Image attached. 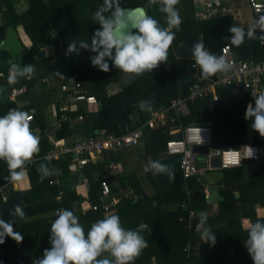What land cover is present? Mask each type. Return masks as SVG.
Listing matches in <instances>:
<instances>
[{"label":"trees","instance_id":"16d2710c","mask_svg":"<svg viewBox=\"0 0 264 264\" xmlns=\"http://www.w3.org/2000/svg\"><path fill=\"white\" fill-rule=\"evenodd\" d=\"M147 1L145 0L143 5L132 7H145L148 15L157 19L160 25L166 28V15L163 17L156 15V12H160V5L157 3L156 5L149 6ZM101 3L100 0H26L23 4L17 5L14 0H3L0 2V11L4 10L3 16L6 24L0 26V40L5 37L8 27L17 28L22 26L32 41L31 47L24 50L22 67L28 64L39 63L35 60L36 53L41 48H48L50 55L41 64V68L43 69L40 71V75L44 77L50 71H54L52 63L54 59H56L63 71L67 72L68 67L72 68L73 71L67 74H72L74 71L78 72L80 75L79 82L85 84L88 89V91L85 89L84 92L88 96L97 97L102 104L103 118L99 121L98 127L101 130L114 131L116 134L123 135L125 133L119 130L117 117L123 115L128 119L131 114L136 112L134 103L138 102V99L132 88L129 87L115 96H107L106 88L108 82L116 77V70L112 66L111 61H108L111 71L103 72L97 67L92 66L90 57L95 55V53L89 50L80 49L78 54L72 53L66 56L68 44L76 42L79 47L80 41L91 42L94 32L100 28V25L94 21L93 16L101 6ZM184 20L182 18L179 31L172 28V31L175 32L173 45H178L181 41L187 39L188 31L185 24L188 21L186 19L184 22ZM91 26L92 29H90ZM50 28H54L55 32H58L57 37H53L49 33ZM0 62L4 64L1 66V69L9 71L10 66H7V62L5 60H0ZM21 81L22 83H26V78H21ZM34 81L35 79L27 83L29 87L28 98L35 99L36 103H38L37 122L45 130L52 127L56 121H59L62 104L61 101L58 102L57 97V102L54 105L57 111V118L54 123L50 121L46 122V117L43 118L45 116L44 106H48L54 95L51 92L49 96L43 97L44 93H37V85ZM87 81L88 84H86ZM228 90H231V88ZM80 104H78V107L83 103ZM14 107V103L10 101L0 103V114L5 115ZM253 107H255V102ZM80 114V107L78 112H67V115L72 120L76 119ZM70 124V121L63 122V129L58 133L59 141L64 140L65 144L73 143V141L68 142L69 138L67 137L72 134ZM227 126H230L233 130H230ZM227 126H222L221 130H215L213 138L214 147H218L219 145L218 136L216 135V131H219L221 133L219 135L221 141L227 145L250 144L264 148V137H261L258 132L248 127L247 121L241 119L238 122H233L232 125L227 124ZM43 145L45 151L50 148V142L47 139H45ZM114 163L117 164L116 162ZM41 164L46 163L39 162V164H35L30 169L31 189L23 192V202L19 206L23 210L24 216L18 218V215L13 214L14 219L18 223L15 231L19 232L24 239L22 242H15L12 248L2 246L0 250V264H35L36 254L30 252V248L42 244L44 247L45 238L47 235H50L51 224L56 218V210L63 208L73 211L74 202L82 200L85 196H89L93 202H97L102 179L96 182L91 180L92 191L90 194L80 191L81 178L70 174L68 167L70 164L69 156L55 162L54 168L51 169L53 172L57 169L60 172L57 175L60 180L58 185L51 186L49 184L54 174L41 181L40 173L37 171ZM7 171L8 166L6 162L0 160V176L4 178V183L7 182L6 177H4ZM173 171L176 175L175 179L170 180L169 177L165 179L176 184L177 189H179L184 179L177 162L174 164ZM91 172V170H86V174L88 175ZM225 173V187L222 189V195L225 199L220 203L218 211L215 213L211 211V205L207 203L204 189L200 186V183L198 182L197 186H192L190 183L198 178L194 177L188 181L194 193L192 201H199L201 203L197 208L195 207V215L187 230L180 223H177V226L173 225L172 229L177 234V238L173 241L159 242V240L153 237V246L155 248L162 250V252L167 251L168 253L170 251L175 258L182 260V264H211L212 262L215 264H254L244 244L248 238V230L243 227L242 219H249L251 223H254L257 219L264 220V218H258L255 212L256 205H261L264 208V159L253 163H243L240 167L226 170ZM159 178L163 180L164 175ZM236 192H240L239 198H236ZM61 193V199L58 200L57 198ZM12 194L13 192L10 195L12 196ZM166 194L164 202H166V198L169 202H178L183 198L180 194H173L171 191H167ZM196 197H199V200H196ZM122 203L126 209L124 215L129 218H132L134 215L138 216L136 209H133L135 207L133 204L130 202ZM2 204L3 201L0 196V215ZM159 207H161V204ZM201 212L207 213L206 226H210L216 235L214 246L209 242L202 244L198 248V241L202 239L200 233L195 231V226L199 223V214ZM74 214L79 217V221L84 226L85 232L89 230L92 223L104 217L99 212H87L85 215L82 213ZM190 240L189 258H187L188 254L184 253L183 249ZM217 250L220 252L216 256H213L212 254L218 252ZM39 257L41 258V256Z\"/></svg>","mask_w":264,"mask_h":264},{"label":"crops","instance_id":"0c3cea01","mask_svg":"<svg viewBox=\"0 0 264 264\" xmlns=\"http://www.w3.org/2000/svg\"><path fill=\"white\" fill-rule=\"evenodd\" d=\"M1 1L3 0H0V2ZM186 3L187 9L183 12H185L187 15L182 14L180 16L185 20L187 19L188 21V23L185 24L187 27L188 36L186 40L181 41L178 45H171V50H169L166 64L161 63L159 67L152 70L151 72H146L143 76L136 79L132 84L127 87H124L121 81L122 75L124 73H122L119 69L115 68L116 77L115 79H111V81L108 82L106 88L107 96H115L129 87L132 88L135 96L138 99V102L134 103V109L136 110V112L134 114H131L128 119L125 118L123 115H119L123 116L126 119L125 131L121 130L120 124L118 122L117 123L119 130L124 132L125 134L139 131L142 134L140 144L137 146H125L113 150L112 152H105L100 156H97L94 160H92L88 166L84 167L81 170V173L73 174L81 178V185L79 186V190L82 192L85 191L86 194H90L92 191L91 180H94L96 182L99 179H102V177H105V179L109 182L112 193L117 198H120L123 192H133L137 196L136 200H132L126 198L124 195L123 198H121L116 209L113 210V212L111 213L116 214L120 217L122 225L126 229L135 230L138 228L141 222H144L149 226L148 230H145L141 233L148 242V247H146L141 253V255L135 259L134 264H182V260L175 258L170 251L167 253V251L162 252V250L155 248L153 246V237L159 240V242L175 240L177 238V234L173 231L172 226H177V223H180L183 225V228L187 230L190 213H195V207L197 208L201 203L199 201L193 202L189 199L188 193L190 191L192 193V196H194L189 182L183 180L181 188L177 189L176 184H173L171 181H167L165 179L166 177H168L167 174L154 175L153 170L149 167V161L158 160L161 163L167 165L169 164L172 170L174 169L175 162H177L180 169L181 157L168 155L166 153V143L169 140L183 139V137L185 136V130L189 126L204 124L211 125L215 133V130H221L220 128L222 126H227V124L232 125L233 122H238L241 119L247 121L248 127H250V123L252 121V119H245V112L247 105L249 103L254 104L255 101H252L251 99L247 98L242 99L240 96L236 95L235 90H240L239 88L231 90H228L229 88H223L221 90H217L216 96L218 97L217 99L220 100V102L216 105L210 104L216 101H213L212 98H208L205 99L207 102H204L203 99H197L194 102L190 101L188 103L187 114H183L181 112L176 111L175 109H172V102L174 100L178 98H187L189 96L191 85L195 80L202 82L207 81L208 83L214 84L216 81H220L219 79H222L225 75H227V73H218L215 76L209 77L208 79H202L201 70L199 66L196 65V62L192 57L191 45L202 39L206 48L212 54L219 56L221 49L225 45H230V40L228 38L232 35L229 32V28L231 26L237 24L243 26L245 30H247L248 25L256 20L254 13L251 10L247 0H231L230 2L222 0L220 3L216 2L213 6V16H203L201 14L203 12V9L197 7L196 0H186ZM3 13L4 10L0 11V26L6 24V20L3 16ZM156 15L163 17L166 14L160 11L156 12ZM167 27L168 25L166 26V28ZM15 29L17 31L18 38L24 45V50L30 48L32 45V41L29 35L24 31L23 28H21V26ZM90 29H92V26L90 27ZM6 33L5 37L1 39L0 42L6 38ZM184 44H186V50H188L189 54V56L187 57L180 54L179 48ZM230 46L232 48L233 56L236 58L237 61H249L253 64L264 62V45L261 44V42L257 38H255L254 40H249L247 37H245L244 43H242L239 47L233 45ZM251 46L253 47L252 50L250 48ZM24 50L22 52V56ZM48 57L49 56H47L46 54L45 59L41 61H37L35 59L37 62H39L32 64L35 68L34 74L36 75V77L41 79L43 78L40 75V71H42L43 69L41 68V64ZM11 59L12 57L8 50H0V60H5L7 62V66H11V64H17L22 67L24 60L20 63H17V61L10 62ZM52 63L54 66V71H50L48 75L52 76V73L59 71L62 75H65V77L63 78V81L59 80V82H52L51 88H49L50 84H46L48 88L37 89V93H44L45 97L49 96L51 92L53 93L54 98L50 101L48 105H50L51 111L54 113V105L57 102L58 89L61 83L67 81L70 76L74 75H76L79 79L80 75L78 72L75 71L72 72V74H67L68 72L73 71L72 68L68 67L67 72L63 71L58 65L56 59H54ZM3 65L4 64L0 62V85L6 86L9 85L7 79L9 71L2 70L1 66ZM185 76H192L194 79L193 82L186 84L180 83V79ZM18 79V83H22L21 78ZM145 83L146 86L143 87ZM86 84H88V81ZM84 87V89L88 91L85 84ZM141 89L142 97L138 92ZM34 92H36V90H34ZM28 93L29 87L27 84V93L20 97L17 102H14V108H19V104L21 103L20 105L22 106V110L27 111L28 113H34L37 122L38 103H36L35 99H29ZM142 101L151 103L150 105H146L145 109H141L139 107V104ZM147 106H150V111L147 110ZM79 107L81 111L80 115H83L86 118L92 112H100L103 115L102 104L98 100V98L96 104L88 105L85 103ZM91 107H95V109H91ZM161 110L165 111L166 113L164 117L157 122V127L155 129H150L149 127H147L146 123L150 119L151 112ZM46 113L49 116L47 109ZM3 115L4 114H0V116ZM45 117L47 118L46 115ZM101 119H98L95 126V128L100 130L98 135L121 136L119 134H116L114 131H109L105 129L101 130L98 127V123ZM227 127L230 130H233L230 126ZM70 130L72 134L70 136H67L69 138L68 142H74L75 137L83 140L91 136V133L77 134L76 130ZM220 134L221 133L219 131H216L219 145L215 148H223L225 146L237 147V145H227L222 142L219 137ZM43 144L40 147V152L38 153L39 155H42L47 151H45ZM201 158H204V154L201 156ZM113 161L118 164L119 169L117 171L108 170L109 165L114 163ZM37 164H39V162ZM53 168L49 167V169ZM86 170H91V174H86ZM162 175H164L163 180L159 178ZM8 176L9 170L7 171L4 177L7 178ZM2 178L3 177H1L0 179V189H4L3 192L0 190V196L2 197V201L4 194L11 197V192L21 191L23 193L24 191H28L31 189L30 170L25 171L22 180L15 183L10 182L8 179L7 182L4 183V178L3 181ZM55 178H58L57 174L53 175V179ZM86 180L89 183V189H87L86 184L84 183ZM198 182L200 183V186L203 187L206 198L208 189L212 186L206 181L205 177L193 180L190 183L192 186H197L196 184ZM218 186L219 188L223 189L225 187V184L224 182H222L218 184ZM167 191H171L173 194H180L183 197L182 200L178 202H169L166 198V202H164L163 200L166 196ZM236 193L240 194V192ZM100 194L101 187L99 190L97 202L94 203H99L102 205L103 202L99 201ZM84 198H89V196H85ZM196 200H199V197H196ZM122 202H130L131 204H133L135 206L133 207V209H136L138 216L134 215L132 218H129L124 215L126 209L125 205ZM221 202L210 204L211 211L213 213L218 211ZM75 203L76 202H74L73 204V212L81 214L82 212L78 210L79 207H76ZM160 204L161 207H159ZM82 208L85 209L87 212H95L89 209V207L86 205H82ZM97 212L105 215L102 211ZM255 212L257 213L258 217L264 218V208L261 205L255 206ZM175 216H177L176 220ZM19 217L20 216L18 215V218ZM0 219H2V214L0 215ZM251 224L252 223L249 219H242V225L246 230H248ZM13 240L14 239H12L11 237H6L5 243L0 244V250L2 246H4L5 248H12L13 245H15L13 243ZM190 242L191 240L187 242L186 246L183 249V252L188 254L187 258H189V250L187 249L190 246ZM202 244L206 243L202 240L198 241V248ZM150 245L151 248L149 249ZM219 250H217L218 252L213 253L212 255L216 256L220 252ZM211 264L215 263L212 262Z\"/></svg>","mask_w":264,"mask_h":264},{"label":"clouds","instance_id":"9594fccd","mask_svg":"<svg viewBox=\"0 0 264 264\" xmlns=\"http://www.w3.org/2000/svg\"><path fill=\"white\" fill-rule=\"evenodd\" d=\"M149 6L160 5V11L166 14L168 27H162L159 21L148 15L145 7L125 8L121 0H103V4L94 13V21L100 25L91 42L80 41L68 44L66 56L79 53L80 49L89 50L95 55L90 57L93 67L103 72L111 71L108 61L122 73L139 76L151 72L161 63L167 62L169 50L175 40V32L180 30L182 18L177 5L180 0H148ZM257 29L264 41V14L259 15L247 30L241 25L234 24L229 28L232 34L228 39L230 45L239 47L245 41L256 38ZM191 53L196 65L199 66L202 79H208L218 73H226L232 69V64L224 55H214L205 46L202 39L191 45ZM35 72L33 65L20 67L11 64L8 74V84L19 82L18 78L31 79ZM61 78L63 75L54 73ZM151 102H141L139 107L145 109ZM147 110H151L147 106ZM245 119H252L251 129L264 137V92L255 97V107L249 103L245 112ZM33 117L17 108L10 109L0 116V160L6 162L10 182L22 180L26 165L34 161L35 155L40 152V137L31 127ZM153 174H167L170 180L175 179L171 167L160 161H149ZM147 170V169H146ZM37 171L40 179L53 174H60L59 170L49 169L41 164ZM15 215L24 216L23 210L17 206ZM199 223L195 231L200 233L203 242L216 243V235L207 225V213L199 214ZM149 226L141 222L137 229H126L116 214H105L91 224L85 232L79 217L68 209H58L56 218L51 224L49 243L51 247L45 249L43 256L35 264H134L148 242L141 234ZM11 237L22 242L24 237L14 231L10 222L0 219V244L5 238ZM254 264H264V220L257 219L248 228V238L244 242ZM107 254V255H105Z\"/></svg>","mask_w":264,"mask_h":264},{"label":"built area","instance_id":"2783aa9c","mask_svg":"<svg viewBox=\"0 0 264 264\" xmlns=\"http://www.w3.org/2000/svg\"><path fill=\"white\" fill-rule=\"evenodd\" d=\"M17 4H23L26 0H14ZM222 0H196L197 7L203 9L201 13L204 15L213 16L214 4L220 3ZM230 2L231 0H225ZM251 10L254 13L255 19L259 18V15L264 14V0H247ZM230 12V10H229ZM261 35L259 29H257V39L264 45V41L259 39ZM220 55H224L228 61L232 64V69L225 75L220 81H216L214 84L195 80L190 88V94L187 98H178L172 102V109L183 114L188 113V103L194 102L197 99L212 98L213 101H217V90L223 88L240 89L239 96L255 101V97L261 92H264V62L262 63H250L249 61H237L233 56L232 48L230 45H225L220 52ZM84 84L80 83L77 76H71L68 84H61L58 89V102L61 101L60 118L59 121L50 128L45 130L39 126L36 122V116L34 113L29 114L33 117L31 121V127L35 133L40 137V147L44 143L45 139L50 142V148L46 153L42 155H35L34 161L26 165L25 171H29L31 167L35 166L40 161L45 162L50 168L54 167L55 162L62 158L70 157L69 169L72 174L81 173V170L88 166L92 160L97 156L105 152H112L113 150L125 147V146H137L140 144L142 134L139 131L132 133H126L121 136L116 135H91L86 139H79L75 137L73 143H66L64 140L58 138V133L63 129V122L70 121V127L76 130L80 124L86 122L87 118L83 115H79L76 119H70L67 112H78V104L93 105L97 103V99L94 96H88L84 92ZM26 88L15 87L9 92V96L12 99H17L25 94ZM19 110H22V106L19 104ZM23 111V110H22ZM165 111H154L150 114V119L146 123V126L150 129L157 127V122L160 121ZM54 114L57 118V111L54 107ZM214 130L211 125H191L185 130V136L180 140H169L166 143V153L170 156H180V169L183 174V179L188 182L191 178H203L208 172L213 171H226L232 168L240 167L244 161L257 162L264 159V148L259 146L242 144L237 147L225 146L223 148H215L213 145ZM207 147L208 152L204 154V158H201V154L194 152V147ZM110 171H117L119 169L118 164L112 163L109 165ZM56 175V174H55ZM59 179H51L49 184L58 185ZM87 189H89V183L86 180L84 182ZM2 192L4 189H0ZM189 199L192 201L193 196L191 191L188 193ZM125 195L126 198L136 200L137 196L133 192H123L120 198H117L111 190L109 182L102 177L101 180V194L99 201L103 204L94 203L89 198H83L75 203L76 207L82 214H86L87 211L82 208V205H86L92 211H102L104 214H111L116 209L121 198ZM62 193L57 199H61ZM10 196L4 194L3 202H7ZM57 212V210H56ZM55 212V215H56ZM195 213H190L188 227L193 219ZM187 250H190V246Z\"/></svg>","mask_w":264,"mask_h":264},{"label":"water","instance_id":"95a60500","mask_svg":"<svg viewBox=\"0 0 264 264\" xmlns=\"http://www.w3.org/2000/svg\"><path fill=\"white\" fill-rule=\"evenodd\" d=\"M139 7V6H136ZM142 7V6H141ZM125 8H135V7H125ZM49 32L54 34L53 36H58V33L55 32L54 28H50ZM186 44L183 46H180V54L187 57L189 56L188 50H186ZM251 50L253 47H250ZM0 50H8L12 59L10 62H15L20 63L23 61V56L22 52L24 50V45L22 44L21 40L18 38L17 31L13 27H9L6 33V38L0 42ZM188 54V55H187ZM46 57V52L45 50L41 49L39 50L36 55L35 59L37 61H41L45 59ZM146 73V72H145ZM144 73V74H145ZM144 74H141L139 76H133L129 74H123L122 75V84L124 87L129 86L132 84L136 79L140 78ZM193 77L192 76H185L180 79V83H192L193 82ZM11 86H14L11 85ZM8 87L6 86H1L0 85V101H6L8 98V93L6 90ZM236 95L239 96L240 90H235ZM4 93V94H2ZM204 102H207L205 99H203ZM220 100H217L216 102L210 103L212 105H216L219 103ZM103 117L102 113H91L88 115L87 120L85 123L80 124L76 131L77 134H88L91 133V135H98L100 130L95 128L96 123L98 119H101ZM117 122L120 124L121 130L125 131L126 128V119L123 116L117 117ZM194 152L198 154H206L208 152L207 147H194ZM243 163H253V162H246L244 161ZM225 171H213V172H208L205 175L206 181L212 186L211 188L208 189V193L206 195V200L209 204L211 203H219L221 201H224V196H222V188H219L218 184L222 183L225 181ZM236 198H239L240 194L236 193ZM23 202V193L21 191H15L13 192L12 196L7 202H4L3 205L1 206V214H2V219H4L6 222H10L14 228V230L17 228L18 223L13 217L14 210L17 206L21 205Z\"/></svg>","mask_w":264,"mask_h":264},{"label":"rangeland","instance_id":"374dc122","mask_svg":"<svg viewBox=\"0 0 264 264\" xmlns=\"http://www.w3.org/2000/svg\"><path fill=\"white\" fill-rule=\"evenodd\" d=\"M100 2H102L100 4V5H102L103 4V0H100ZM144 3H145V0H121V6L122 7H125V6H135V5H143ZM147 3H148V1H147ZM176 7L179 10L180 15H182V14L183 15H187L185 12H183L184 10L187 9L186 0H180V3ZM21 28H23V27L21 26ZM145 86H146V83L143 85V87H145ZM138 92H139L140 96L142 97V89L140 91H138ZM43 97H45L44 94H43ZM46 109L48 110L49 116L46 113ZM91 109H95V107H91ZM44 110H45V115L48 118V119L46 118V122H49V121L50 122H54L56 120V116L51 111L50 105L44 106ZM43 118H45V116H43ZM70 174L73 175L71 173V171H70ZM258 218H261V217H258ZM49 237H50V235H47L46 236L45 242H44L45 243L44 247L42 246L43 244L42 245H37L36 247L34 246V248H30V246H29V248L31 250L30 252H33V253L36 254L35 260L39 259L40 258L39 256H41V257L43 256V252H44L45 249H49L51 247V244L49 243ZM15 242H17V241L13 240V243H15Z\"/></svg>","mask_w":264,"mask_h":264},{"label":"flooded vegetation","instance_id":"af4514ba","mask_svg":"<svg viewBox=\"0 0 264 264\" xmlns=\"http://www.w3.org/2000/svg\"><path fill=\"white\" fill-rule=\"evenodd\" d=\"M41 49L45 50L47 56L50 55V51H49L48 48H41ZM41 49H40V50H41ZM64 77H65V75H63V77L61 78L60 76H57V75H55L54 73H52V76L47 75V76H45V77H43V78L41 79V78L36 77L35 74H33L31 79L26 78V83H16V84H14V86L6 85V87H8V89L6 90V92L8 93V98H7L6 101H2V100H1L0 103H4V102H7V101H10V102H13V103H14V102H17L18 99H19L20 97H18L17 99H12V98L9 96V92H10V90H12V89L15 88V87H19V86H21V87L26 88V92H25V94H26V93H27V83H29V82H30L31 80H33V79H35L34 83L37 85V86H36L37 89H43V88H48V86H47L46 84H50L49 88H51V83H52V82H55V81L59 82V80H60V81H63V78H64ZM68 83H69V79H68L67 81L61 83V84H68ZM59 87H60V86H59ZM2 94H4V93H2ZM25 94H24V95H25ZM21 97H22V96H21ZM20 104H21V103H20ZM95 113H96V112H95Z\"/></svg>","mask_w":264,"mask_h":264}]
</instances>
